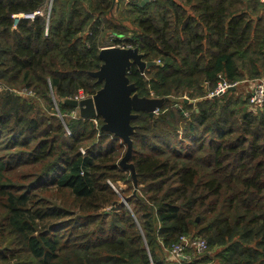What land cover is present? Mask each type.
<instances>
[{
	"label": "trees",
	"instance_id": "obj_1",
	"mask_svg": "<svg viewBox=\"0 0 264 264\" xmlns=\"http://www.w3.org/2000/svg\"><path fill=\"white\" fill-rule=\"evenodd\" d=\"M116 2L0 0V264H264V105L208 97L263 78L264 0ZM109 40L154 63L135 94L168 99L131 121L136 186L126 146L64 103L102 87ZM182 239L205 250L176 261Z\"/></svg>",
	"mask_w": 264,
	"mask_h": 264
},
{
	"label": "water",
	"instance_id": "obj_2",
	"mask_svg": "<svg viewBox=\"0 0 264 264\" xmlns=\"http://www.w3.org/2000/svg\"><path fill=\"white\" fill-rule=\"evenodd\" d=\"M127 1L137 7L149 4L147 0ZM98 58L101 66L97 71L89 73V76L98 84H102V87L91 97L80 101L67 99L64 103L77 110L80 119L94 121L100 118L102 120L100 131L113 135L126 146L119 165L130 172L136 186L135 169L129 163L132 152L131 136L135 133L131 121L139 112H145L152 118L168 99L139 98L135 94V87L129 83L127 77L128 71L134 66L143 73L154 65L153 62H145L137 49L102 48ZM234 90L235 87L229 88V91Z\"/></svg>",
	"mask_w": 264,
	"mask_h": 264
},
{
	"label": "built area",
	"instance_id": "obj_3",
	"mask_svg": "<svg viewBox=\"0 0 264 264\" xmlns=\"http://www.w3.org/2000/svg\"><path fill=\"white\" fill-rule=\"evenodd\" d=\"M128 2L127 0H125ZM148 3L153 2L154 0H147ZM51 3L48 6V11L50 10ZM34 15H41V13H35ZM33 15L31 16H24V15H18L14 17L15 24L17 23L18 20L30 17L32 18ZM104 48H120V49H131V47L121 43L117 45H112V40H109L108 43L104 45ZM252 83H255L254 90L250 95H248V107L251 111H257L258 109H261L264 105V81L261 80H256V81H251ZM237 84H227L226 82H219L216 89L209 94V98H216L219 96H222L226 91L229 90L231 87H237ZM19 95H32L30 92H27L25 89L17 90L16 91ZM86 98L81 92L77 96L73 98V100L80 101L82 99ZM71 116L73 118H77L79 116L78 111L74 110L71 113ZM194 248L198 253H201L205 250V243L204 241H187L186 239H182L181 243L177 246L172 247L170 250L169 254L170 257H172L174 260L179 261L182 259H187L186 256H184V250L185 248Z\"/></svg>",
	"mask_w": 264,
	"mask_h": 264
},
{
	"label": "rangeland",
	"instance_id": "obj_4",
	"mask_svg": "<svg viewBox=\"0 0 264 264\" xmlns=\"http://www.w3.org/2000/svg\"><path fill=\"white\" fill-rule=\"evenodd\" d=\"M117 2H116V0H114V4H116ZM117 17V20H119L120 19V17L119 16H116ZM106 44L108 43V42H105ZM262 80L264 81V76H263V78H262ZM255 83H252L251 81H248V82H244V83H240L238 86H237V93L238 94H242L244 97L245 96H248V95H250L251 93H252V91L254 90V87H255V85H254ZM2 86H0V91L2 90ZM16 90H18V89H16ZM20 90V89H19ZM28 92H30V93H32L31 91H28ZM23 97L26 99H31L32 98V95H23ZM185 101H187V98H186V100ZM57 105V104H56ZM60 119H61V123H63V124H65V120L63 119V118H61L59 115H57ZM70 116V115H69ZM69 116H67V118H69ZM66 134L67 135H69V133L67 132V129H66ZM125 154V153H124ZM123 158V157H122ZM113 187V189H115L116 190V187H117V189L118 190H124V189H126V186H124V184H122V183H119V184H117V185H112ZM123 200V199H122Z\"/></svg>",
	"mask_w": 264,
	"mask_h": 264
}]
</instances>
